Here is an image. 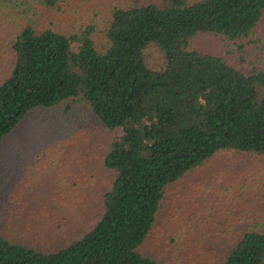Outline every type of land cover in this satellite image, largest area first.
Instances as JSON below:
<instances>
[{
	"label": "trees",
	"instance_id": "trees-1",
	"mask_svg": "<svg viewBox=\"0 0 264 264\" xmlns=\"http://www.w3.org/2000/svg\"><path fill=\"white\" fill-rule=\"evenodd\" d=\"M64 1L0 5L59 9ZM142 1L113 7L103 47L90 29L67 33L14 16L4 41L12 58L0 71V157L33 111L69 102V112L71 103H83L112 133L102 160L112 177L101 214L60 242L45 239L55 235L43 223L30 231L20 218L9 228L2 212L0 264H264V218L257 215L251 222L240 216L247 224L237 229L229 216L223 230L197 224L182 231L170 239L167 258L145 248L171 184L225 152L264 156V0ZM206 35L223 49L200 47ZM254 43H263L256 58ZM153 45L164 55L159 69L147 62ZM232 174L228 191L243 194L247 177Z\"/></svg>",
	"mask_w": 264,
	"mask_h": 264
},
{
	"label": "rangeland",
	"instance_id": "rangeland-1",
	"mask_svg": "<svg viewBox=\"0 0 264 264\" xmlns=\"http://www.w3.org/2000/svg\"><path fill=\"white\" fill-rule=\"evenodd\" d=\"M135 1L138 0H65L59 9L37 4H33L34 8L0 5V50H3L0 54L4 57V60L0 57L3 62L0 71L12 58L4 41L13 29L14 16L26 15L34 23L55 26L67 33L90 29L93 39L103 47L104 28L113 7H126ZM150 1L158 0L142 2ZM199 41L204 50L214 46L222 50L224 46L213 35L202 36ZM262 45H252L251 57L259 54ZM146 58L154 69L164 64V55L156 45L146 50ZM68 103L51 110L33 111L5 140L0 157V220L3 221L1 213L7 212L9 228L23 218L26 224L29 222L26 229L30 231L35 230L34 223H43L50 228L46 231L54 232L53 237L45 236L50 243L62 241L72 230L83 229L101 214L102 194L112 177L102 162L112 133L94 122L85 104L70 102L73 109L67 112ZM221 165L222 170L217 171L216 166ZM232 173L247 177V190L243 194L233 188L228 191L225 178ZM242 215H247L243 220L250 222L255 215L264 218V156L225 152L166 189L146 252L167 258L172 237L192 233L197 224L210 232L226 229L229 216L238 222L232 227L237 229L247 224L240 221ZM17 230L24 231L25 227L21 225ZM194 237L185 238L194 241ZM183 242L177 241L179 245Z\"/></svg>",
	"mask_w": 264,
	"mask_h": 264
}]
</instances>
